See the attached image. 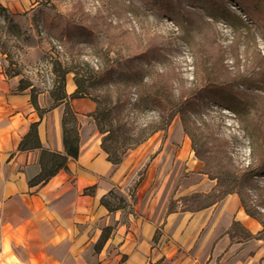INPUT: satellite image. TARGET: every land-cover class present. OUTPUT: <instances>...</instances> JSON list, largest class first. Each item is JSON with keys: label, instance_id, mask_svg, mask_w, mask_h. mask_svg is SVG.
<instances>
[{"label": "rangeland", "instance_id": "rangeland-1", "mask_svg": "<svg viewBox=\"0 0 264 264\" xmlns=\"http://www.w3.org/2000/svg\"><path fill=\"white\" fill-rule=\"evenodd\" d=\"M0 65L40 115L95 104L66 125L121 166L105 204L206 240L238 196L207 264H264V29L234 0H0Z\"/></svg>", "mask_w": 264, "mask_h": 264}, {"label": "crops", "instance_id": "crops-1", "mask_svg": "<svg viewBox=\"0 0 264 264\" xmlns=\"http://www.w3.org/2000/svg\"><path fill=\"white\" fill-rule=\"evenodd\" d=\"M27 89L6 77L0 65V264L208 263L214 233L228 234L241 208L238 196L226 211L231 217L226 225L214 226L213 213L205 226L206 240H179L191 217L186 212L175 213L166 224L162 238L169 240H155L159 217H134L121 206L105 204L121 166L108 160L98 139L85 138L90 125L80 128L78 158H69L46 177L52 155L66 156L68 111L92 113L95 104L70 99L68 92L40 115L47 96L40 95L37 105Z\"/></svg>", "mask_w": 264, "mask_h": 264}, {"label": "trees", "instance_id": "trees-1", "mask_svg": "<svg viewBox=\"0 0 264 264\" xmlns=\"http://www.w3.org/2000/svg\"><path fill=\"white\" fill-rule=\"evenodd\" d=\"M250 1V0H249ZM246 0H234V2L237 3V5L245 11V13L248 15L249 18L254 20L258 25H260L264 29V0H251L250 2ZM27 88V87H23ZM65 97L59 98V100L64 99ZM69 114V111H68ZM67 123L64 120V127L65 124ZM36 125L31 126V130L29 135L33 133V130L35 129ZM64 146H65V151H66V156H61V155H56L53 154L51 157L52 161V167L48 171L46 177H50L54 175L56 170H58L60 167H62L66 161L69 158H78L79 153H80V137L75 128H64ZM43 179V178H42ZM41 180V178H40ZM234 186L236 185L235 182L233 184ZM241 203L243 204L244 198L242 197L241 194H239ZM237 222H233L232 226L228 230V234L231 232V229L233 228V225L236 224Z\"/></svg>", "mask_w": 264, "mask_h": 264}]
</instances>
